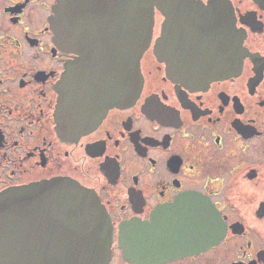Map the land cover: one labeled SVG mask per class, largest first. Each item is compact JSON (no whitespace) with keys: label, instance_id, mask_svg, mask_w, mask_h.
Masks as SVG:
<instances>
[{"label":"flooded vegetation","instance_id":"1","mask_svg":"<svg viewBox=\"0 0 264 264\" xmlns=\"http://www.w3.org/2000/svg\"><path fill=\"white\" fill-rule=\"evenodd\" d=\"M55 1L0 0V193L91 189L107 264H264V0L155 10L138 97L75 133L57 88L79 54L54 39Z\"/></svg>","mask_w":264,"mask_h":264},{"label":"water","instance_id":"2","mask_svg":"<svg viewBox=\"0 0 264 264\" xmlns=\"http://www.w3.org/2000/svg\"><path fill=\"white\" fill-rule=\"evenodd\" d=\"M214 2L56 0L50 18L54 39L79 54L57 88V111L67 109L68 128L74 133L91 129L107 108L127 106L138 97L140 59L151 39L155 10L173 16L180 7L176 15L207 17L215 15L216 10H207ZM232 19L229 6V40H235ZM82 63L90 66L82 69L87 74L80 71ZM110 247L104 206L94 191L75 181L0 193V264H107Z\"/></svg>","mask_w":264,"mask_h":264}]
</instances>
